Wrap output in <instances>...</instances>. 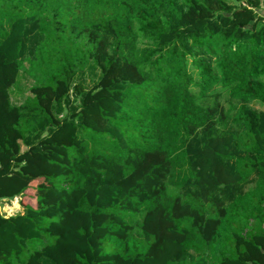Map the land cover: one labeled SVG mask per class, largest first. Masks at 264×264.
<instances>
[{
  "label": "trees",
  "instance_id": "16d2710c",
  "mask_svg": "<svg viewBox=\"0 0 264 264\" xmlns=\"http://www.w3.org/2000/svg\"><path fill=\"white\" fill-rule=\"evenodd\" d=\"M0 264H264V0H0Z\"/></svg>",
  "mask_w": 264,
  "mask_h": 264
},
{
  "label": "rangeland",
  "instance_id": "374dc122",
  "mask_svg": "<svg viewBox=\"0 0 264 264\" xmlns=\"http://www.w3.org/2000/svg\"><path fill=\"white\" fill-rule=\"evenodd\" d=\"M115 73V72H114ZM194 76H195V79L196 80H200V76L198 74V70L197 69H194ZM91 78L89 77V80ZM23 81V84H24V87L25 89L21 92L22 94V98L29 95L28 94V83L25 81V80H22ZM89 83V82H88ZM91 85V84H90ZM222 102H225L226 101V96L224 95L222 98H221ZM254 107L258 110H263V107H261L260 105L258 104H255ZM44 179L40 178L36 181H34L32 184H31V187L30 189L28 190V194H26V198H22L20 201H19V204H17V201L14 200V205L16 207V209L14 208V205L13 204H9L7 206V208L4 210L3 206L1 207L2 209V212H3V215L5 218H8V217H12V216H15L16 215V212H19L21 211V208H23V205L27 204V205H30V206H33L35 208L38 207V204H39V200H38V195H37V190H38V187L41 183H43ZM20 199V198H19ZM21 206V208H20ZM137 230V228H135Z\"/></svg>",
  "mask_w": 264,
  "mask_h": 264
},
{
  "label": "crops",
  "instance_id": "0c3cea01",
  "mask_svg": "<svg viewBox=\"0 0 264 264\" xmlns=\"http://www.w3.org/2000/svg\"><path fill=\"white\" fill-rule=\"evenodd\" d=\"M26 150H27V148L23 146L22 147V151L25 152ZM15 200L17 201V204H19V201L21 199L16 198ZM14 203H15L14 201H12V202H4L2 206H3L4 210H5L9 204H13L14 205ZM14 208L16 209L15 205H14ZM20 208H21V206H20ZM22 212H23V208H21V211L16 212V214H19V213H22Z\"/></svg>",
  "mask_w": 264,
  "mask_h": 264
}]
</instances>
